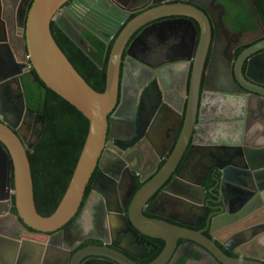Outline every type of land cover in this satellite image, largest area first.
Segmentation results:
<instances>
[{"label":"water","instance_id":"water-1","mask_svg":"<svg viewBox=\"0 0 264 264\" xmlns=\"http://www.w3.org/2000/svg\"><path fill=\"white\" fill-rule=\"evenodd\" d=\"M7 1L0 0V7L3 4L6 10L5 14L0 10V57L4 58L0 59V107L6 103L10 85H19L20 90L21 77L32 71L88 121V131L60 203L51 216L41 217L34 205L27 152L41 137L44 115L32 113L38 125L28 139L31 125L23 122L22 112L8 119L0 111V208L5 207L0 222L10 216L26 231L43 237L42 242L18 241L0 234V252L4 253L0 264H40L37 258L44 259L46 251L54 255L65 246L64 241H72L70 234L63 238L62 230L79 215L85 187L105 152L107 138L118 143L119 163L127 170L132 162L128 153L135 147L165 162L134 194L128 208L129 224L123 213L105 215L95 218L89 233L110 231L112 219L119 217L133 243L142 241L139 235L163 243L160 254L148 264H176L185 260L181 255L174 261L177 254L189 246L199 255L196 263L208 258L213 264H264V40L248 47L236 60L233 50H225L228 77L216 79L212 87L204 73L211 46L212 52L217 48L216 31L227 45L232 40L223 23L224 10L213 6L215 0L208 8L192 0H160L131 20L129 14L139 0H134L131 9L123 0H21L15 13L17 0L10 12ZM245 1L261 28L253 0ZM210 10H218L219 16L213 19ZM51 22L88 58V37L103 45L102 64L91 59L100 69L112 43L102 93L85 83L58 48L50 33ZM178 28L191 33L186 58L165 62L157 54L144 58L131 54L152 31L167 30L172 35ZM126 64L133 66L128 73L124 72ZM177 66H184L186 74L180 86L170 89ZM164 78L169 81L166 93ZM129 83L135 87L131 104L123 97L124 84ZM20 99L24 110L23 95ZM161 116V128L153 132ZM158 145L166 149L164 156L156 151ZM213 171L216 186L205 192L204 181ZM207 195L210 199L205 201ZM12 197L15 214L11 212ZM196 208L201 215L194 212ZM156 209L184 215L186 221L157 214ZM202 223L203 230H197ZM87 238L101 246L87 247L86 257L79 258V251L63 264H138L116 245L110 249L99 236Z\"/></svg>","mask_w":264,"mask_h":264},{"label":"flooded vegetation","instance_id":"flooded-vegetation-1","mask_svg":"<svg viewBox=\"0 0 264 264\" xmlns=\"http://www.w3.org/2000/svg\"><path fill=\"white\" fill-rule=\"evenodd\" d=\"M123 1L125 3V4L123 3L125 7L130 8V9L132 5L135 3L134 0H128V1L123 0ZM139 1L140 3L136 4L135 9L130 12L128 20H131L132 18L140 14L142 11L151 8L152 4H156L160 2V0H152L151 2H148L147 0H139ZM165 1L166 3L171 2L170 0H165ZM212 1L213 0H192V2L200 5L201 7H205V8H208V6L211 5ZM138 5H140V7L143 6L142 7L143 9L138 10L137 9ZM213 6H215L216 8L218 6H221L223 8L224 10L223 20H224L226 9L230 10L231 16L233 17L237 13L236 10H239L240 8H243L244 13H245V11H247V8L250 7V4L245 0H215V4ZM245 7H246V10H245ZM209 13L211 14L213 19L219 16L218 10L216 11L210 10ZM230 29H229V32L232 35L231 36L232 40L230 41V44L228 45L224 41V38L221 32L216 31L217 32L216 33V40H217L216 46H218V48H221V56L225 59H226V56L224 57L223 51L225 52L226 50V52H228V51L233 50L232 55H233V58L236 60V58L244 50H246L249 47L246 45V43L241 42V40H246V38L249 35H252L253 38L255 39L254 44H258L264 40V24L262 21H261V28L257 24V22H255L254 24L250 23L247 25L244 19V22L241 24L240 31H233L232 29L231 30ZM147 36L148 34L145 37H143L144 41L145 40L148 41V38L150 35L148 37ZM172 36L173 35H170L169 37H172ZM131 54L136 55L137 53L135 50L134 51L132 50ZM141 57L144 58L145 55ZM179 58H180V55L170 57V58L164 57L163 59L165 60V62H168L171 60H180ZM223 66L225 67V69H224V73L222 74L224 75L225 78H227L228 77L227 73L229 70L228 65L227 63H225L223 64ZM132 69H133V66L131 64H126L124 68V72L128 73ZM23 77H21L19 81L20 90H19V85L12 83L9 87V90L5 92V94L7 95V100H6V103L5 101H3V104L0 107V111L8 119H11V116L13 117L14 115H17L19 111H21L23 122L24 123L30 122V125H31V127L29 128L30 130H32L31 134L30 136H28L29 134L26 135V137L29 139V138H32V133H35V127H37L38 125V120L36 117L32 115V113H29L26 110L25 102H24V110L22 108L20 96L23 95L22 86H21V81ZM162 82H163L162 83L163 91L164 93H166L167 91L172 89V87L177 86V85L180 86L181 78L178 79L176 76V79L171 82L170 89H169V86L167 85L169 81L168 80L166 81V78H164ZM124 88H125L126 95H127V98H126L127 104H131V101L135 95V87L132 84L130 86V83H129V85L124 84ZM229 90L234 91V88L230 87ZM33 114L36 115L37 113H33ZM162 119L163 117L161 116L159 120L156 122V124L153 126V132L161 128V124L163 122ZM21 133L22 135H24L23 130L21 131ZM113 135L114 134H112V136ZM156 151L160 153L161 156H164L166 154L165 153L166 149H162L159 145L158 147H156ZM138 152H139V155H138ZM140 153L142 154L141 157H140L141 155ZM128 156L132 159V162L130 165L131 170L135 171L138 176L134 177V175L131 174L130 172L131 170L129 169L127 170L123 166L122 163H119L120 158H118L119 157L118 143L115 142V140H112L109 138L106 139L105 152H103L97 167L95 168L91 178L89 179L88 184L85 187L82 203L78 211L79 215H77V217L74 218L62 230L64 232L63 238L64 239L68 238V235L70 234L69 236L72 239V241L70 243H66L67 240L64 241L65 246H62L63 247L62 249L59 248L58 251L54 255H52L51 252L48 255V252L46 251L45 252L46 256L44 257V259L43 257L37 258L40 264L42 263L63 264L68 261L69 257L70 258L73 257L79 251H80V253L78 254L79 258L86 257V254H88L89 252L88 250H90V249L87 250L86 249L87 247L89 248V247H100L101 246V242L97 240H90L89 238L86 239V236L88 235H91V236L97 235L101 239H104L107 243H109L108 247L110 249H112V247L116 245L118 248H120L122 251H125L129 255L130 260L138 264H148L157 258V257L153 258L152 255L157 251L158 245L159 244L163 245V243L159 240L149 239V238H146L140 235L139 237L140 239H142V241L140 240V242L138 243L137 241L133 243V238H131V235L128 233H124V227L122 226L119 217L112 219L114 223L112 222L113 225L110 231L102 230L100 234H98L97 232H93V234L89 233V229L91 228V226H93V222L95 218L99 219L101 217H104L105 215H111L110 217L112 216L114 217V216H117L116 214L122 215L123 213V216L127 224H129L128 208H129V205L132 201L134 194L138 190H140V188L151 179L153 173L157 169H160L165 162L164 159L155 160L151 155L150 157L144 155L142 153V150L139 149L138 147L131 149V151L128 153ZM215 173L216 172L214 171L211 172L207 176L206 180L204 181L203 187H204L205 192H210L211 190L215 188L216 179H217V175ZM0 177H1V166H0ZM213 181L215 182L214 185H212ZM160 192L161 191H159V194ZM155 197H153V199L151 198L148 201V204L152 200H154ZM207 199H210L208 195L205 197V201ZM205 204L206 203L204 202V205H202L201 208H204ZM185 209L188 212L192 210L191 208H187V207H185ZM4 211H5V207L3 206L0 208V212H4ZM154 211L157 214L161 213L162 215L171 216L173 218L179 219L180 221H186L184 218V215H180V214L176 215L170 211L160 212L157 209ZM194 212L196 214L200 213L201 215V209L196 208L194 209ZM146 217L154 218L153 216H146ZM200 217L201 216H199V218ZM2 222L8 223L10 225V227L6 229L7 233L2 231L5 229L3 228L1 229V225H0V234H2L3 236L7 238L18 240V241H21L23 239L35 240V241H40V242L43 241V237H41L38 234L33 233L32 231H29V230L26 231L23 227L17 224L16 221L11 217L10 219L5 218ZM69 227H70V230H67ZM203 228H204V223H202V225L197 230H203ZM131 230L133 232L135 231L133 228H131ZM204 235L207 236L206 233ZM122 239H124L127 242L129 239L130 244L126 248L123 247L122 245L123 243ZM180 244L181 243H179V245ZM224 254L229 258H234L232 254H229L226 252H224ZM0 255H1L0 258L4 256L3 251L0 252ZM181 255L185 257V260L177 261V258L180 257ZM198 259H199V255L197 254L196 249L192 246H189V248L184 247V249H182V254L180 251L177 254V257L174 261H177L176 264H179V261L184 264L186 262L187 264H213L208 258H205L200 263H196L194 260H198Z\"/></svg>","mask_w":264,"mask_h":264},{"label":"trees","instance_id":"trees-1","mask_svg":"<svg viewBox=\"0 0 264 264\" xmlns=\"http://www.w3.org/2000/svg\"><path fill=\"white\" fill-rule=\"evenodd\" d=\"M253 2L264 24V0ZM236 12L232 17L230 10L226 9L223 22L229 29L240 31L245 13L243 8ZM50 33L78 75L96 93H102L105 88V67L112 43L108 47L103 68L100 69L104 58L103 45L88 37L90 41L88 58L53 22L50 24ZM91 59L98 62L99 66H95ZM21 86L26 110L29 113L41 112L45 119L41 137L34 148L27 152V157L31 169L36 212L41 217H48L56 210L69 184L87 135L88 121L67 102L48 90L34 72L31 71L23 77ZM214 183L213 181L212 185ZM13 203L12 197L11 212L15 214ZM162 248L163 245L159 244L152 257L156 258Z\"/></svg>","mask_w":264,"mask_h":264},{"label":"crops","instance_id":"crops-1","mask_svg":"<svg viewBox=\"0 0 264 264\" xmlns=\"http://www.w3.org/2000/svg\"><path fill=\"white\" fill-rule=\"evenodd\" d=\"M11 1V2H10ZM8 0L7 3H10L9 5H6V7L8 8L7 12H10L9 10H11V4H13L14 0ZM172 3H177L178 0H170ZM20 5V1H16L15 4V11L16 9L18 10V6ZM2 7L4 9V5L2 4ZM4 12H6V10H3V14ZM259 16V15H258ZM260 18V17H259ZM256 22V16L253 13V10L251 9V7L247 8V11H245V23L248 25L250 23H255ZM194 24L197 26L196 22L194 21ZM226 28H228L226 26ZM178 28V31L176 34H172V37H169L170 35H167V30L166 31H152L151 34H148L149 38L148 41L147 40H142L141 43H139L134 49L137 54L144 56V55H153V54H157V55H161L163 57H174L177 55H180V60L186 58V56L189 55V43H190V35L191 33L187 30L184 31L185 28ZM229 30V29H228ZM250 34V33H249ZM147 36V37H148ZM241 42L246 43L247 46H252L255 43V39L253 38L252 35H249L246 40H241ZM245 45V44H244ZM212 47L209 50L208 56H207V60H206V68H205V73H204V78L208 79V82L210 83V85L212 87L215 86V81L218 78L224 77V75L222 73H224V69L225 67L223 66V64L227 63L226 59L223 58L221 56V48H217L215 49L214 52H212ZM223 48V46H222ZM223 51V50H222ZM136 54V55H137ZM144 54V55H143ZM223 55L224 57L226 56V53L223 51ZM146 57V56H145ZM0 59H4L3 57H0ZM1 67H3L0 64V72H2ZM175 72L177 74V78H184L185 74H186V69L184 66H177V68L175 69ZM132 82V81H131ZM124 95L123 97L126 99L127 95H126V91L124 88L123 91ZM222 125V124H221ZM171 151V150H170ZM170 151L168 152V154L170 153ZM10 219V216H5L4 219ZM1 224V229H5L2 230L5 233H7L6 226L4 228V225H7V223L5 222H0ZM122 245L123 247H127L130 243H129V239L128 242L125 241L124 239H122Z\"/></svg>","mask_w":264,"mask_h":264},{"label":"rangeland","instance_id":"rangeland-1","mask_svg":"<svg viewBox=\"0 0 264 264\" xmlns=\"http://www.w3.org/2000/svg\"><path fill=\"white\" fill-rule=\"evenodd\" d=\"M18 1H21V0H18ZM0 8H1V9H0V10H1V14H3V10H4V9H3L2 6H1ZM4 14H5V13H4ZM31 131H32V130H30V129L28 130V132H27V134H29L28 136H30Z\"/></svg>","mask_w":264,"mask_h":264},{"label":"bare ground","instance_id":"bare-ground-1","mask_svg":"<svg viewBox=\"0 0 264 264\" xmlns=\"http://www.w3.org/2000/svg\"><path fill=\"white\" fill-rule=\"evenodd\" d=\"M2 114V113H1Z\"/></svg>","mask_w":264,"mask_h":264}]
</instances>
